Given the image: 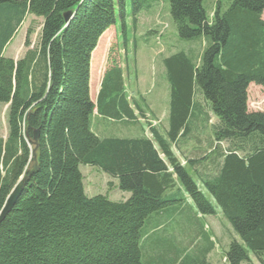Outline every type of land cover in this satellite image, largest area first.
I'll use <instances>...</instances> for the list:
<instances>
[{
    "label": "trees",
    "instance_id": "16d2710c",
    "mask_svg": "<svg viewBox=\"0 0 264 264\" xmlns=\"http://www.w3.org/2000/svg\"><path fill=\"white\" fill-rule=\"evenodd\" d=\"M162 1L178 39H202L204 47L198 62L185 50L162 58L169 86L164 135L150 127V136L128 137L97 135L93 116L134 124L147 104L141 96L131 103L116 65L103 73L92 101L90 54L117 16L122 42L128 41L127 3L135 28L138 15L158 0H0V103L8 104L7 133L0 136V209L19 177L28 175L32 150L37 164L0 223V264H209V249L198 253V247L183 250L174 242L160 254H146L142 232L149 215L184 196L199 214L215 215L201 186L241 242L229 243L225 262H249L250 252L264 264V112L247 109L248 85L264 86V0L217 6L211 22L202 0ZM28 15L41 18L36 45L28 48L34 30L29 26L23 55L4 56ZM196 92L217 119V166L208 173L195 168L194 158L185 156L181 163L174 148L190 133L197 113L206 119ZM81 164L116 178L129 197L87 196Z\"/></svg>",
    "mask_w": 264,
    "mask_h": 264
},
{
    "label": "rangeland",
    "instance_id": "374dc122",
    "mask_svg": "<svg viewBox=\"0 0 264 264\" xmlns=\"http://www.w3.org/2000/svg\"><path fill=\"white\" fill-rule=\"evenodd\" d=\"M232 0H202L207 20L211 22L217 6L225 10ZM263 14V15H262ZM261 18L264 19V10ZM120 17L114 26L108 28L99 38L98 45L90 54L92 71L91 100L95 101V84L99 86L103 73L112 65L120 67L123 71L126 92L130 96L131 103L144 98L147 106L145 116L140 117L137 123L126 124L122 121L103 119L96 114L92 118V131L99 136H135L147 134L149 128L155 127L164 135L167 128L169 112V86L166 80L162 58L177 50H185L194 62H198L204 47L202 39L180 41L176 35V29L168 13V3L158 0L156 6L150 11L138 15L135 28L133 27L130 7L127 3L126 13L123 17L125 24L126 43L121 34ZM41 18L28 15L17 30L13 40L5 47L4 56L14 60L20 58L26 51L25 37L30 27L33 33L29 36L32 48L38 41ZM162 34L156 39L158 32ZM127 57V58H126ZM128 59V60H127ZM194 100L198 103L201 112L197 113L196 120L191 122V131L187 137L178 140L175 145L177 157L184 162L185 156L195 159V168L202 172L214 171L217 163L212 148V127L217 123L216 117L210 111L208 103L199 92L195 93ZM8 104L0 103V135L5 136L6 111ZM148 107V108H147ZM248 111L264 112V86L250 83L247 87ZM140 116V115H138ZM209 141L211 142L209 144ZM30 145V144H29ZM218 161V160H216ZM86 187V195H106L112 201L125 200L123 191L118 188V180L98 168L89 165H79ZM216 170V169H215ZM196 180L195 173H190ZM207 200L213 205L217 213L215 215H201L197 212L194 204L186 198L181 202L169 206L162 212L149 215L142 227L145 253L152 254L164 248L168 243L180 246L181 249L197 251L209 249L206 260L209 264H227L224 260L229 243L232 240L240 242L233 232L229 222L225 219L215 200L201 186ZM90 191V192H88ZM128 198V197H127ZM241 243V242H240ZM193 247V248H192ZM151 249L153 251H151ZM163 250V249H162ZM250 261L242 264H260L249 252Z\"/></svg>",
    "mask_w": 264,
    "mask_h": 264
},
{
    "label": "water",
    "instance_id": "95a60500",
    "mask_svg": "<svg viewBox=\"0 0 264 264\" xmlns=\"http://www.w3.org/2000/svg\"><path fill=\"white\" fill-rule=\"evenodd\" d=\"M72 17V12H67L64 14V20L68 22ZM38 139V130H35L33 133V141L36 143ZM35 151H31V158L30 161L33 162V165L31 169L28 171V175H21L17 182L13 185L11 188L9 194L6 196L4 204L2 208L0 209V223L6 216V214L10 211V209L13 207L19 196L21 195L25 182L30 174H32L37 169V164L35 163Z\"/></svg>",
    "mask_w": 264,
    "mask_h": 264
},
{
    "label": "crops",
    "instance_id": "0c3cea01",
    "mask_svg": "<svg viewBox=\"0 0 264 264\" xmlns=\"http://www.w3.org/2000/svg\"><path fill=\"white\" fill-rule=\"evenodd\" d=\"M263 15V14H262ZM90 67H91V61H90ZM91 80H92V71L90 70V76H89V93L91 94ZM95 86V88H93V90H95V95H97V92H98V89H99V86H96V84L94 85ZM91 96V95H90ZM91 128H92V124H91ZM0 136H2L3 138H5V136H3V135H0ZM135 136H138V135H135ZM139 136H141V135H139ZM83 186H84V190L86 191V187H85V185H84V183H83ZM88 192H90V191H88ZM86 193V192H85ZM122 194H124L123 195V197H129V193L128 192H123Z\"/></svg>",
    "mask_w": 264,
    "mask_h": 264
}]
</instances>
